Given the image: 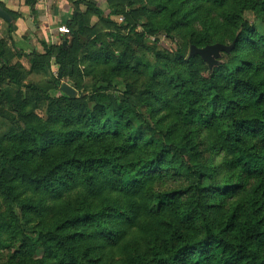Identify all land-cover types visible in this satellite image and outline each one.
<instances>
[{
  "label": "trees",
  "instance_id": "1",
  "mask_svg": "<svg viewBox=\"0 0 264 264\" xmlns=\"http://www.w3.org/2000/svg\"><path fill=\"white\" fill-rule=\"evenodd\" d=\"M227 2L237 13L225 18L230 40L237 42L235 55L220 68L208 69L205 79L175 72L164 83L172 96L167 104L177 110L184 128L180 132L177 127L167 132L154 128V135L147 138L149 126L141 111L118 106L105 88L84 91L77 99L34 94L37 101L50 102L49 118L0 139V196L22 207L25 220L39 217V235H23L16 251L18 245L7 247L9 255L2 264H26L37 247L46 251L39 264H50L48 260L53 264H264V206L244 220L237 210L230 213V199L245 191L250 178L264 179V86L252 81L255 62L246 55L249 45L255 52V45L264 41L254 42L255 27L238 12V8L251 10L261 16L264 0H163L158 4L161 11L173 9L163 27L150 20L134 24L130 32L140 43L162 33L171 35L195 21L192 15L205 6ZM28 3L35 11L34 3ZM0 10L13 22L18 19L1 3ZM95 10L88 4V12ZM85 15L67 24L74 43H80ZM13 22L7 24L6 39H0V97L16 111L15 121H21L22 108H16L11 91L2 86H9V81L17 88L38 89L25 86L20 68L10 62ZM64 41L65 48L44 43L55 56L60 77L73 49L68 38ZM241 51L246 54L236 55ZM30 61L34 68L36 61ZM156 96L163 100L164 92ZM248 107L251 116L245 114ZM7 110H0V115H7ZM198 117L201 125L196 134ZM204 129L208 130L205 139L200 132ZM221 152L223 161L214 162ZM230 168L240 169L239 179L220 183L219 175ZM163 179L180 180L181 188H152ZM18 184L29 189L31 197L20 200ZM167 214L168 228L154 239L146 235L151 242L143 252L132 255L122 246L124 241L135 243L136 235L149 230L144 218L159 221Z\"/></svg>",
  "mask_w": 264,
  "mask_h": 264
},
{
  "label": "rangeland",
  "instance_id": "2",
  "mask_svg": "<svg viewBox=\"0 0 264 264\" xmlns=\"http://www.w3.org/2000/svg\"><path fill=\"white\" fill-rule=\"evenodd\" d=\"M111 2L112 5L108 1L107 11H102L94 5L98 10H95V13L89 11L84 16L86 19L83 22L85 29L79 39L80 43L73 42L72 31L65 35L70 40L73 49L69 60L66 62L63 77H60L55 56L48 51L49 46L42 43L41 51L21 55L20 51L10 44V62L20 68L22 83L25 86L36 87L38 90L34 92L29 87L17 88L9 81H6L9 86H5L6 84L2 86L11 91L17 103L16 108H22L24 117L20 119L21 121H15L18 118L16 111L12 108L8 109V103L1 96L0 110H8L7 115L4 116L2 112L0 115V139L15 131L16 128H23L28 123H45L48 121L50 102L46 100L37 101L34 94L45 96L47 93L53 98L65 96L77 99L84 91L100 88L108 89L107 93L112 94V99L118 106L141 111L149 126L148 134L145 135L147 138L149 135H154V128H161L166 132L173 127L179 128V132L184 129L176 113L177 110H172L169 103L167 104L172 96L168 88H164V83L167 78L174 76L175 72L184 78L205 79L208 69L209 72H212L214 69L220 68L235 55L234 50L237 42H231V31L225 19L227 14H237L234 6L233 10L229 2L218 7L205 6L196 15H192L193 19H197L191 24L171 35L162 33L155 37H148L145 43H140L130 32V27L134 24L137 26L146 24L150 20L163 27L169 18V12L173 9L166 12L161 11V6L158 4H162L163 0H137L134 4L133 0H111ZM174 4H176L175 1ZM238 12L243 20L255 27L254 42L259 39L264 41V22L261 19L264 17V11L261 16L251 10L238 8ZM69 30H71L70 27ZM75 30L78 31L79 26H76ZM5 34L7 37L8 27H6ZM129 36L132 39H127ZM206 40L209 42L205 43ZM219 41L226 43V45L218 44ZM194 43L202 47L220 45L224 48L233 47V49L229 51L219 50L217 54L212 56L213 64L210 65L202 57L191 53ZM59 45L64 48L67 46L64 40H60V43L54 46L58 47ZM248 47L246 50L248 54L241 51L236 55L243 56L246 54L250 60L255 62L250 72L255 76V78L251 77L252 81L262 83L264 86V42L255 45L256 50L253 49L255 52L250 50L253 48L252 45ZM179 50L185 51L182 56L178 53ZM101 54L104 56L100 57ZM105 54L107 55L105 56ZM98 55L100 59L97 58ZM30 60L36 61L34 68H32ZM161 91L164 92L163 100L160 96H156ZM89 106L94 108V104H89ZM249 107L244 108L242 112H245L246 109L245 114L251 116L253 111L249 110ZM196 122L194 132L201 125L199 117ZM200 132L203 136L201 138H207V129ZM221 153L219 157L213 159L214 162L221 163L223 161L224 154ZM239 177L240 169L233 170L230 168L229 172L227 170L221 172L218 181L223 184L233 182ZM167 180L154 182L152 188H159L161 191L181 188L180 180ZM18 188L20 200L31 197L32 194L29 189L21 184H18ZM230 202L233 203L230 213L237 210L240 219L248 218L254 209L256 211L257 208L261 207L260 205L264 206V179L250 178L245 191L241 192L234 200L230 199ZM51 203L52 198H49V206ZM168 218H170L168 214L167 217L159 221L144 218L143 221L148 224L146 229L149 230L141 233L142 235H136L135 243L128 242L125 245L127 242L124 241L122 246L132 250V255L137 254L136 252H143L150 245L148 243L151 242L149 236L146 235H151L154 239L160 235V232L164 233L168 228L165 221H171ZM38 224L39 217L32 219V221L25 220L22 207L0 196V264H2L1 260H5V257L9 255L6 248L18 245L16 249L12 248L16 251L22 243L23 235L38 237L39 234L36 232ZM126 240H129V237ZM44 253L46 251L43 247H37L36 253L34 256L28 257L26 264H39L43 261ZM48 262L53 264L50 260ZM13 264H18V262L14 261Z\"/></svg>",
  "mask_w": 264,
  "mask_h": 264
},
{
  "label": "crops",
  "instance_id": "3",
  "mask_svg": "<svg viewBox=\"0 0 264 264\" xmlns=\"http://www.w3.org/2000/svg\"><path fill=\"white\" fill-rule=\"evenodd\" d=\"M0 0V3L18 19L13 22V42L21 54L41 51L42 43L54 46L67 38L57 33L59 27L67 26L80 16L88 13V4L107 11L108 0ZM10 16V15H9ZM11 17V16H10ZM0 18V39H6L5 30L11 23Z\"/></svg>",
  "mask_w": 264,
  "mask_h": 264
},
{
  "label": "water",
  "instance_id": "4",
  "mask_svg": "<svg viewBox=\"0 0 264 264\" xmlns=\"http://www.w3.org/2000/svg\"><path fill=\"white\" fill-rule=\"evenodd\" d=\"M0 17L3 18L4 20L11 22V17L4 12L3 10H0ZM230 49H233V47L231 48H224L222 46H210V47H206L204 49H199L195 46L192 47L191 49V53L198 55L200 57H202L207 63H210V65H212L213 63V59L212 56L217 54L219 52V50H225V51H229Z\"/></svg>",
  "mask_w": 264,
  "mask_h": 264
},
{
  "label": "built area",
  "instance_id": "5",
  "mask_svg": "<svg viewBox=\"0 0 264 264\" xmlns=\"http://www.w3.org/2000/svg\"><path fill=\"white\" fill-rule=\"evenodd\" d=\"M58 30H59V33L62 34V35L70 34V30H69V28L67 26L59 27Z\"/></svg>",
  "mask_w": 264,
  "mask_h": 264
}]
</instances>
